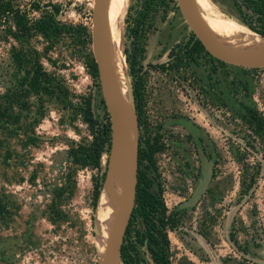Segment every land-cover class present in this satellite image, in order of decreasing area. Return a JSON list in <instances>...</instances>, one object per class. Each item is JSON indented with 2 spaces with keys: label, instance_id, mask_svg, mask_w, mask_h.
<instances>
[{
  "label": "rangeland",
  "instance_id": "obj_1",
  "mask_svg": "<svg viewBox=\"0 0 264 264\" xmlns=\"http://www.w3.org/2000/svg\"><path fill=\"white\" fill-rule=\"evenodd\" d=\"M19 1L28 6L40 2L50 11L54 5L59 8L55 19L62 32L52 42L38 36L33 44L61 90L42 101L28 98L27 108L20 110L18 133L0 134V203L8 211L0 215V264H98L104 248L97 243V208L114 148H105L99 168L89 164L86 149L92 132L86 114L109 121L98 71L93 76L90 66L95 62L90 32L94 0ZM141 1L128 0L119 41L134 105L139 96L137 147L152 154V161L144 160L140 169L152 189L161 190L175 221L168 229L170 261L264 264V130L256 133L245 118L247 106L264 126V67L222 65L205 52L174 66L192 32L176 0L156 8L140 45L144 50L134 54L126 17ZM235 1L241 3L198 0V6L222 21L226 12L241 19ZM82 27L89 29V40ZM13 42H0V94L15 82L9 55ZM181 117L199 125L214 159L210 185L190 208L178 205L191 195L201 169L193 137L179 124ZM29 136L33 143H28ZM95 180H101V194L93 206ZM131 228L141 231L140 220L135 218ZM137 252L142 264L153 263L144 245L137 244Z\"/></svg>",
  "mask_w": 264,
  "mask_h": 264
},
{
  "label": "trees",
  "instance_id": "obj_2",
  "mask_svg": "<svg viewBox=\"0 0 264 264\" xmlns=\"http://www.w3.org/2000/svg\"><path fill=\"white\" fill-rule=\"evenodd\" d=\"M165 3L166 0H142L134 14L128 13L126 29L128 36L132 39L134 54H138V52L141 54L144 50V47H140V45L152 26L151 18L156 8L165 6ZM235 4H237L236 9L239 16L249 28L264 35V0H241V3L235 1ZM58 11L59 8L56 5H54V10L50 11L40 5V2L28 6L21 4L19 0H0V42L14 41L10 43L9 55L13 64L15 82L13 86L0 94V134L4 136L12 137L18 133L21 120L20 110L27 108L28 98L34 96L42 101L44 96L53 97L58 95L59 90H61L54 75L44 67L41 61L42 51L33 44V39L38 36L47 42H52L53 38L62 32V25L55 19V14ZM34 12H38L39 16H34ZM82 30L86 39L89 40V29L82 27ZM48 47L45 46L43 50L45 51ZM181 47L183 54L181 56L176 55L174 66L178 67L182 63V58L195 60V54L202 52H205L218 63L226 64L210 55L192 32H190L189 39ZM169 56H173L172 50H170ZM90 66L93 70V76H97L96 63L92 62ZM134 91L136 93V88ZM138 98L139 96L135 97V109L140 121ZM245 108L246 122L256 133H262L264 126L261 117L254 109L247 106ZM85 118L92 132V140L86 149V155L90 159L89 164L93 168H99L101 155L105 148H109L111 144L110 123L109 121L106 123L99 122L92 117L89 111ZM184 124L193 134L198 135L200 133V127L195 122L187 120ZM27 139L29 140L28 143L34 142L30 136ZM200 140L202 141V138ZM147 146L149 147L148 143ZM6 155L9 158L8 149ZM144 160L152 161V154L148 148L140 147L138 150L135 204L120 252L122 264H142L137 252V244L146 247L153 261L152 264H172L168 229L174 227L175 221L173 215L168 213L161 196V190H153L151 181L145 177L144 171L140 169V164ZM100 190L101 180H95L93 206H96V202L99 200ZM53 209L51 212H54ZM7 212L6 205L0 203V215L3 216ZM57 216H59L58 213L56 216L53 213V217ZM135 218L139 219L142 224L141 231H134L131 228Z\"/></svg>",
  "mask_w": 264,
  "mask_h": 264
},
{
  "label": "water",
  "instance_id": "obj_3",
  "mask_svg": "<svg viewBox=\"0 0 264 264\" xmlns=\"http://www.w3.org/2000/svg\"><path fill=\"white\" fill-rule=\"evenodd\" d=\"M176 2L192 33L213 57L226 63L248 68L264 67V48L248 53H232L225 50L201 24L189 0H176ZM105 6L106 0H94L91 13V47L98 71L103 100L109 116L111 131L110 150L114 148L122 160L119 171L123 197L121 205L112 221L109 237L98 264H122L120 255L121 247L134 208L136 196L138 124L134 100L131 97L130 90L129 95L133 108V120L130 117L127 103L119 93L111 74V65L106 54L105 44ZM133 124L135 137L132 134ZM193 135L200 161L201 176L191 195L179 203V208L195 206L206 193L213 174L214 159L208 155L199 136L197 134Z\"/></svg>",
  "mask_w": 264,
  "mask_h": 264
},
{
  "label": "bare ground",
  "instance_id": "obj_4",
  "mask_svg": "<svg viewBox=\"0 0 264 264\" xmlns=\"http://www.w3.org/2000/svg\"><path fill=\"white\" fill-rule=\"evenodd\" d=\"M189 2L201 24L225 48V50L232 53H248L264 48V36L253 31L237 16H230L226 12L224 14V21H222L210 16L208 13L209 11L205 10L203 7L200 8L198 6V0H189ZM127 6L128 0H106L105 44L106 54L111 65V74L118 87L119 93L127 103L130 117L133 120V108L123 65L124 56L119 41L121 24ZM132 134L133 137H135L134 124L132 126ZM121 165L122 160L114 149L110 161L109 180H107L108 182L103 189L97 208L98 227L101 232V238H98L99 240L97 239V243L102 250L103 248L105 249L109 237L108 231L111 229L115 213L122 202L123 194L119 171ZM105 233H108V236H105Z\"/></svg>",
  "mask_w": 264,
  "mask_h": 264
},
{
  "label": "flooded vegetation",
  "instance_id": "obj_5",
  "mask_svg": "<svg viewBox=\"0 0 264 264\" xmlns=\"http://www.w3.org/2000/svg\"><path fill=\"white\" fill-rule=\"evenodd\" d=\"M188 119L186 118V117H181V119L179 120V124L181 125V127L183 128V129H185L186 130V132L190 135V136H192L193 137V140H194V135H193V133L190 131V129L184 124V122L185 121H187ZM198 136H199V138H201L200 137V134H198ZM194 143H195V141H194ZM202 143H203V141H202ZM205 147V146H204Z\"/></svg>",
  "mask_w": 264,
  "mask_h": 264
}]
</instances>
